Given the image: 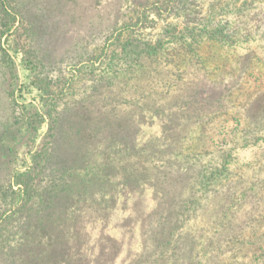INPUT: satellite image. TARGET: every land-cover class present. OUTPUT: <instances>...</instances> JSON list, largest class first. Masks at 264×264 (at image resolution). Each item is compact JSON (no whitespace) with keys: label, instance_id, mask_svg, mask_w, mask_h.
<instances>
[{"label":"rangeland","instance_id":"rangeland-1","mask_svg":"<svg viewBox=\"0 0 264 264\" xmlns=\"http://www.w3.org/2000/svg\"><path fill=\"white\" fill-rule=\"evenodd\" d=\"M0 264H264V0H0Z\"/></svg>","mask_w":264,"mask_h":264}]
</instances>
